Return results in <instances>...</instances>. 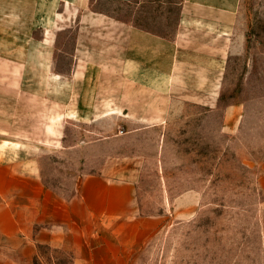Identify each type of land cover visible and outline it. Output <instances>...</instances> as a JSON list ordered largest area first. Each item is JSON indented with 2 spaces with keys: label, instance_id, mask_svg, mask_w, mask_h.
<instances>
[{
  "label": "crops",
  "instance_id": "crops-1",
  "mask_svg": "<svg viewBox=\"0 0 264 264\" xmlns=\"http://www.w3.org/2000/svg\"><path fill=\"white\" fill-rule=\"evenodd\" d=\"M98 1L0 0V264H31L39 245L71 264H126L161 217L141 213L132 170H81L64 198L43 178L45 154L161 125L159 101L215 94L203 76L222 78L236 52L240 0H176L169 35ZM134 4L144 15L157 0ZM262 242L264 261V225Z\"/></svg>",
  "mask_w": 264,
  "mask_h": 264
},
{
  "label": "rangeland",
  "instance_id": "rangeland-1",
  "mask_svg": "<svg viewBox=\"0 0 264 264\" xmlns=\"http://www.w3.org/2000/svg\"><path fill=\"white\" fill-rule=\"evenodd\" d=\"M134 2L96 5L121 18H145L161 34L173 32L176 0H157L144 15H135ZM203 77L216 93L159 101L168 107L161 125L118 143L45 154L43 178L64 198L81 170H132L141 213L161 217L126 264H264V0H240L236 52L222 78ZM37 252L31 264L72 263L62 249L39 245Z\"/></svg>",
  "mask_w": 264,
  "mask_h": 264
}]
</instances>
